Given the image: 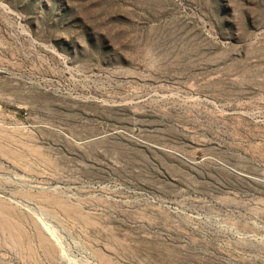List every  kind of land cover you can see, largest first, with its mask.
I'll list each match as a JSON object with an SVG mask.
<instances>
[{
  "label": "rangeland",
  "instance_id": "374dc122",
  "mask_svg": "<svg viewBox=\"0 0 264 264\" xmlns=\"http://www.w3.org/2000/svg\"><path fill=\"white\" fill-rule=\"evenodd\" d=\"M0 264H264V0H0Z\"/></svg>",
  "mask_w": 264,
  "mask_h": 264
}]
</instances>
